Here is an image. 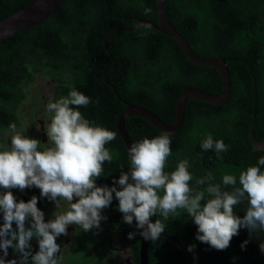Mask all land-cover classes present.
Returning <instances> with one entry per match:
<instances>
[{
	"label": "trees",
	"instance_id": "16d2710c",
	"mask_svg": "<svg viewBox=\"0 0 264 264\" xmlns=\"http://www.w3.org/2000/svg\"><path fill=\"white\" fill-rule=\"evenodd\" d=\"M32 1L0 0V21ZM164 6L167 19L185 39L193 56L224 60L231 90L221 106L196 99L187 101L183 125L169 136L172 154L165 171H174L178 162L186 159L194 189L206 188L207 185H197L196 179L211 172L214 176L211 183H219L224 190L231 191L230 186L222 184L225 174L235 175L239 187V175L248 167L259 166L264 172V166L258 165L264 154L254 151L247 137L252 126L254 139L264 140V0H164ZM145 8H150L151 13L145 15ZM143 20L157 24L156 0H64L57 11L39 25L1 41L0 146L8 148L4 137L10 131V124L21 126L20 107L28 100L26 93H31L28 89L37 75L52 82L57 79L60 85L70 77L66 85L73 84V89L94 98V90L105 87V76L114 70L103 45L104 39L118 29H134ZM107 44L117 63L116 72L107 78L118 95V101H111L110 106L125 101L172 124L176 101L185 88L214 96L221 93L217 71L191 64L174 39L151 27L119 32L109 38ZM66 93L67 90L63 91ZM108 94L112 96L109 88ZM37 100L38 96L34 95L32 101ZM124 109L125 106H120L106 121L107 129L114 131L116 138L111 141L115 145L111 148L113 160L105 161L102 172L109 187L118 190L120 185L114 182L119 180L122 171L130 170L125 145L115 129L116 120ZM125 128L132 143L163 135L139 116L128 118ZM209 134L214 141L222 139L228 146V151L220 153L219 158L214 149L205 151L201 147ZM6 191L0 189V193ZM11 191L17 202H28L36 196L31 187ZM247 207L245 198L235 206L234 212L242 218ZM160 218L159 215L151 217L153 223ZM29 222H32L30 216L26 223ZM163 222L165 231L162 233L184 246L191 264H263L247 228H240L229 247L217 250L196 238L198 226L186 211L178 209L175 216ZM13 229H17L15 222ZM260 237L264 243V231L260 230ZM245 241H248L246 245ZM30 245L31 252L39 251L36 238ZM139 245L138 239L133 251L136 264H139ZM190 246H194L192 251H189ZM11 250L12 260L16 259L19 264L20 254L13 247ZM75 260L71 264H85V258ZM148 264L188 262L179 248L160 236L156 241L149 240Z\"/></svg>",
	"mask_w": 264,
	"mask_h": 264
},
{
	"label": "clouds",
	"instance_id": "9594fccd",
	"mask_svg": "<svg viewBox=\"0 0 264 264\" xmlns=\"http://www.w3.org/2000/svg\"><path fill=\"white\" fill-rule=\"evenodd\" d=\"M145 8L144 13H151ZM150 28L149 24H142ZM90 98L72 89L68 96L47 104L53 113L50 122L45 123V131L50 147L38 150L41 142L28 138L17 131L15 123L9 125L12 133L10 148L0 146V210L3 211L4 224L0 227V264H18L16 259L6 261L9 247L20 254L19 264H59L57 253L61 246L57 237L67 235L71 224L79 225L84 231L99 228L101 210L113 200V193L119 201V211L123 220L132 224L137 222L140 235L147 240L156 241L165 231L163 221L175 216L178 209L186 211L198 226L197 239L217 250H224L232 238L239 234L241 227L250 233L264 231V172L259 166H250L238 178L225 174L222 184L230 186L224 190L219 183H211L214 176L209 172L197 178V185L206 188L194 189L190 182L193 175L186 159L178 162L174 171L166 172L168 157L171 156L169 134L155 138H144L129 148L130 170L121 173L116 187H98L105 161L111 162L113 154L106 145L116 138V133L101 126L90 124L78 110L87 106ZM39 129V127H37ZM203 150H215L219 154L228 151L224 141L213 140L211 134L202 141ZM264 166V157L258 161ZM130 178L133 182H129ZM35 186L41 196L55 201L57 209L61 202L68 203V210L56 212L55 219L45 222V214L37 207L38 198L33 196L28 202L16 201L11 189L24 190ZM162 193V194H161ZM207 197V198H206ZM78 201L73 203V199ZM248 201L245 215L241 218L234 212L235 206L244 199ZM202 201L205 203L202 204ZM161 218L154 223L150 217ZM31 226L26 228L28 217ZM13 222L17 229H13ZM10 235V239L8 238ZM135 233H129V239ZM36 238L39 251H30V241ZM248 241H245L246 245ZM244 247V245H242ZM194 246L189 247L192 251ZM264 251V243L260 245Z\"/></svg>",
	"mask_w": 264,
	"mask_h": 264
},
{
	"label": "flooded vegetation",
	"instance_id": "af4514ba",
	"mask_svg": "<svg viewBox=\"0 0 264 264\" xmlns=\"http://www.w3.org/2000/svg\"><path fill=\"white\" fill-rule=\"evenodd\" d=\"M116 70L117 63L116 66L114 65L113 72L105 76L106 81L104 82L105 78L103 80L105 87H96L97 89L94 90L95 96L92 99L90 98V103L78 109L92 125L107 129L106 121L110 119L108 117L116 114L120 106H124L121 102L110 106L111 101H118V95L112 84L107 81V78L113 75ZM66 79L71 81L70 77H66ZM66 79L60 85L57 83V79H54L52 82L37 75L35 81L28 89L31 93H26L29 97L28 100L20 107L18 117L21 126L17 128V131L28 138L38 139L41 142L38 150H44L51 146L48 144L49 138L45 131V123L50 122L53 113L48 112L46 106L49 102H55L61 97L68 96L69 92L73 89V84L66 85ZM108 88L112 91V96L108 94ZM65 90H67V93L63 94ZM34 95L38 96L37 101H32ZM11 135V131H8L4 137L8 148H10L11 144ZM106 147L111 152V148L115 147V145L113 142H109ZM104 165H106L105 162ZM101 177L97 178L96 185L98 187H109L108 183ZM31 188L38 198L39 209L45 214V222L55 219L56 212L68 210V203L66 201H62L61 208L57 209L56 202L41 196L39 188L35 186ZM77 201L78 198L73 199V203ZM118 204L119 201L116 199L115 193H113L111 204L101 210V215L105 219L100 221L99 228L93 227L89 231H84L79 225L71 224L67 228V235L57 237V243L61 246L60 253H57L59 264H71L73 261H76L75 259L81 261L84 258L85 264H136L133 259V251L135 250L137 240L139 239L140 241L141 229L137 227V223L134 221L132 224L124 222L123 213L119 211ZM25 226L26 228L30 227L31 222L26 223ZM129 233H135L134 238L129 239ZM32 254L34 255V252ZM84 254L86 257H84Z\"/></svg>",
	"mask_w": 264,
	"mask_h": 264
},
{
	"label": "water",
	"instance_id": "95a60500",
	"mask_svg": "<svg viewBox=\"0 0 264 264\" xmlns=\"http://www.w3.org/2000/svg\"><path fill=\"white\" fill-rule=\"evenodd\" d=\"M64 0H33L29 5H27L22 10L14 13L10 17L0 21V42L8 37H11L17 33H20L23 30L31 28L40 24L42 21L47 19L50 15H52L61 5ZM156 14H157V24H153L149 21H140L134 29L131 30H117L118 31H128L134 32L137 30L142 24H149L151 28L161 33L164 36H168L174 39L180 46L185 58L193 65L199 67L212 68L218 72L219 78L221 81V93L217 96L207 94L201 90L195 88H185L181 94L179 95L176 101V112H175V120L172 124H166L162 120H160L155 114L152 112L137 107L135 105L122 102L125 106V109L118 116L115 129L118 133V136L122 140L125 145L129 165H130V156H129V148L132 146V141L128 136L125 130V121L129 117L139 116L148 121L156 130L161 133L174 135L183 125L185 118V107L186 103L190 99H196L205 104L213 105V106H221L224 104L230 96V77L228 70L226 68V64L222 59H209L202 60L194 57L189 50L188 45L184 41V39L175 31L174 27L170 24L166 17L164 2L163 0H156ZM116 32L108 35L104 41L103 45L107 49L106 40ZM108 52V51H107ZM109 53V52H108ZM113 74V73H112ZM106 81V77H105ZM248 141L251 144V147L254 151L261 152L264 154V140L258 141L254 139L252 134V126L249 127L248 131ZM129 182H133L130 178ZM135 221V219L133 220ZM136 222V221H135ZM150 222H152L150 218ZM4 224L3 214L0 210V227ZM253 237V241L255 246L259 252V255L264 264V251L261 250L260 245L262 244V240L260 237V230H256L251 233ZM161 237H164L170 240L177 248H179L186 256L188 264H191V259L189 253L185 250V248L175 239L164 235L161 233ZM10 239V236L8 237ZM148 242L149 240L145 239L141 235L140 245H139V264H148ZM0 256H3V250L0 249ZM6 261L12 260V250L11 246L8 249V255L5 257Z\"/></svg>",
	"mask_w": 264,
	"mask_h": 264
},
{
	"label": "bare ground",
	"instance_id": "6f19581e",
	"mask_svg": "<svg viewBox=\"0 0 264 264\" xmlns=\"http://www.w3.org/2000/svg\"><path fill=\"white\" fill-rule=\"evenodd\" d=\"M63 2H64V1H63ZM63 2H62V3H63ZM163 2H164V0H163ZM62 3H61V4H62ZM60 6H61V5H60ZM164 8H165V6H164ZM56 11H57V10H56ZM56 11H55V12H56ZM55 12H54V13H55ZM165 13H166V11H165ZM50 16H51V15H50ZM50 16H49V17H50ZM166 17H167V16H166ZM45 20H46V19H45ZM45 20H44V21H45ZM143 21H146V20H143ZM168 21H169V20H168ZM42 22H43V21H42ZM149 22H150V21H149ZM151 23H152V22H151ZM153 24H154V23H153ZM170 24H171V23H170ZM38 25H39V24H38ZM171 25H172V24H171ZM36 26H37V25H36ZM140 26H141V25H140ZM172 26H173V25H172ZM33 27H34V26H33ZM31 28H32V27H31ZM28 29H29V28H28ZM123 29H124V28H123ZM174 29H175V28H174ZM26 30H27V29H26ZM118 30H122V29H118ZM125 30H131V29H125ZM23 31H25V30H23ZM116 31H117V30H116ZM116 31H114V32H116ZM135 31H136V30H135ZM175 31H176V29H175ZM21 32H22V31H21ZM21 32H20V33H21ZM119 32H128V31H118V32H116L115 34H117V33H119ZM176 32H177V31H176ZM112 33H113V32H112ZM177 33H178V32H177ZM17 34H19V33H17ZM17 34H15V35H17ZM110 34H111V33H110ZM110 34H109V35H110ZM115 34L111 35L109 38H111V37L114 36ZM178 34H179V33H178ZM179 35H180V34H179ZM13 36H14V35H13ZM180 36H181V35H180ZM11 37H12V36H11ZM181 37H182V36H181ZM8 38H9V37H8ZM109 38H108V39H109ZM182 38H183V37H182ZM6 39H7V38H6ZM108 39L106 40V46H107V49H106V50L109 52V53H108V52H107V53H108V55L110 56L111 60L113 61L114 65L116 66L115 60H114V58H113V56H112V53H111V51H110V49H109V47H108V44H107ZM183 39H184V38H183ZM4 40H5V39H4ZM2 41H3V40H2ZM184 41H185V39H184ZM185 42H186V41H185ZM186 44H187V42H186ZM187 45H188V44H187ZM189 50H190V49H189ZM190 52H191V51H190ZM192 55H193V54H192ZM194 57H195V56H194ZM198 59H199V58H198ZM202 60H209V59H202ZM115 68H116V67H115ZM226 68H227V67H226ZM228 73H229V72H228ZM124 102H125V101H124ZM126 103H128V102H126ZM129 104H130V103H129ZM132 105H133V104H132ZM135 106H136V105H135ZM137 107H138V106H137ZM129 118H130V117H129ZM125 122H126V121H125ZM125 130H126V128H125ZM128 136H129V135H128ZM1 212H2V211H1ZM2 214H3V213H2ZM150 218H151V217H150ZM151 220H152V219H151ZM152 222H153V221H152ZM162 234H163V233H162ZM169 237H170V236H169ZM175 240H176V239H175ZM148 243H149V242H148ZM182 246H183V245H182ZM183 247H184V246H183ZM185 250H186V249H185Z\"/></svg>",
	"mask_w": 264,
	"mask_h": 264
}]
</instances>
